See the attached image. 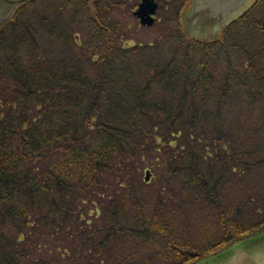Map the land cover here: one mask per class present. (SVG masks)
Here are the masks:
<instances>
[{
	"label": "trees",
	"instance_id": "obj_1",
	"mask_svg": "<svg viewBox=\"0 0 264 264\" xmlns=\"http://www.w3.org/2000/svg\"><path fill=\"white\" fill-rule=\"evenodd\" d=\"M130 2L37 0L0 30V264H202L264 237V0L210 41L162 0L127 45Z\"/></svg>",
	"mask_w": 264,
	"mask_h": 264
},
{
	"label": "water",
	"instance_id": "obj_2",
	"mask_svg": "<svg viewBox=\"0 0 264 264\" xmlns=\"http://www.w3.org/2000/svg\"><path fill=\"white\" fill-rule=\"evenodd\" d=\"M30 0H0V29L11 19L15 10ZM256 0H190V8L181 14V23L191 37L210 41L227 25L242 16ZM157 4L141 0L133 15L142 25H152ZM149 171L145 180L149 179ZM222 259L206 260L202 264H264V240L255 245L235 246Z\"/></svg>",
	"mask_w": 264,
	"mask_h": 264
},
{
	"label": "rangeland",
	"instance_id": "obj_3",
	"mask_svg": "<svg viewBox=\"0 0 264 264\" xmlns=\"http://www.w3.org/2000/svg\"><path fill=\"white\" fill-rule=\"evenodd\" d=\"M75 1H77L79 4L81 2V0H75ZM138 2H139V0H131L130 5L131 6L133 5L132 10H135L134 7L137 5ZM173 2H178V0H166V3L169 5V7L171 6V4H173ZM161 7H165V5L162 4ZM34 8H35L34 5H30V4L28 6H26L24 8V15L29 13V16H31L30 11H32ZM117 16H118L119 20L122 22V25L125 29L124 30L125 34L129 38L127 45L128 44L132 45L135 43L152 42L155 39V37L158 36L157 30H158L159 24L161 23V15L160 14H158V17H157L158 21H156L151 27H143V26L139 25L138 20L134 18L132 13H130L129 15L124 14L122 9H119V13L117 14ZM41 37L43 38L42 40L44 41V44H45L47 36H41ZM44 48H46V47H44ZM262 240H264V237H261V239L257 240L256 242H253V244H249V245H255L258 242H261ZM249 245H241V246L247 248ZM226 254H227L226 252H223L219 255H216L212 259L219 260V259L225 258L226 256H228Z\"/></svg>",
	"mask_w": 264,
	"mask_h": 264
},
{
	"label": "flooded vegetation",
	"instance_id": "obj_4",
	"mask_svg": "<svg viewBox=\"0 0 264 264\" xmlns=\"http://www.w3.org/2000/svg\"><path fill=\"white\" fill-rule=\"evenodd\" d=\"M160 6H161V2L159 1L158 11H159V9H160ZM156 15H157V14H156ZM156 15H155V17H156Z\"/></svg>",
	"mask_w": 264,
	"mask_h": 264
}]
</instances>
